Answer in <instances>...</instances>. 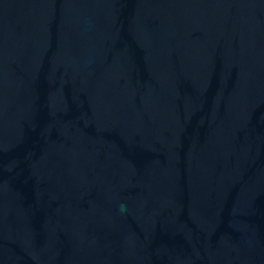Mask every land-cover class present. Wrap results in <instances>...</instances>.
I'll use <instances>...</instances> for the list:
<instances>
[{
	"label": "water",
	"instance_id": "obj_1",
	"mask_svg": "<svg viewBox=\"0 0 264 264\" xmlns=\"http://www.w3.org/2000/svg\"><path fill=\"white\" fill-rule=\"evenodd\" d=\"M0 264H264V0H0Z\"/></svg>",
	"mask_w": 264,
	"mask_h": 264
}]
</instances>
